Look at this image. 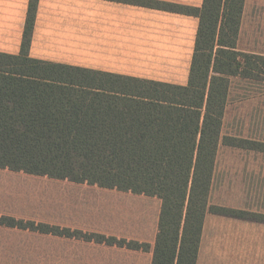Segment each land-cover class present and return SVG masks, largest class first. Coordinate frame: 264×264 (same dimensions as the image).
<instances>
[{"label": "trees", "instance_id": "16d2710c", "mask_svg": "<svg viewBox=\"0 0 264 264\" xmlns=\"http://www.w3.org/2000/svg\"><path fill=\"white\" fill-rule=\"evenodd\" d=\"M109 1L198 19L188 84L30 58V0L20 54H0V169L156 198L154 244L4 215L0 226L197 264L207 214L264 224V213L211 203L220 146L264 154V142L223 134L232 80L264 82V55L238 49L246 0Z\"/></svg>", "mask_w": 264, "mask_h": 264}, {"label": "rangeland", "instance_id": "374dc122", "mask_svg": "<svg viewBox=\"0 0 264 264\" xmlns=\"http://www.w3.org/2000/svg\"><path fill=\"white\" fill-rule=\"evenodd\" d=\"M243 17L238 49L264 55V0H247ZM232 82L223 134L264 142V82ZM211 203L264 213V154L220 146ZM159 209L156 198L0 170V213L25 221L149 242ZM147 262V256L140 260L117 247L83 248L53 236L0 228V264Z\"/></svg>", "mask_w": 264, "mask_h": 264}, {"label": "crops", "instance_id": "0c3cea01", "mask_svg": "<svg viewBox=\"0 0 264 264\" xmlns=\"http://www.w3.org/2000/svg\"><path fill=\"white\" fill-rule=\"evenodd\" d=\"M149 1L196 9L203 3V0ZM29 2L0 0V54H20ZM246 3L247 0L244 11ZM197 29L198 19L195 17L131 4L109 0H39L29 56L44 62L186 86ZM241 32L242 26L240 35ZM5 214L8 213H0L10 215ZM16 219L26 220L23 217ZM156 234L157 227L152 241L146 243L153 245ZM56 238L83 248H113L94 242ZM121 251L134 254L140 260L147 256V264H151V252ZM197 264H264V224L207 214Z\"/></svg>", "mask_w": 264, "mask_h": 264}]
</instances>
